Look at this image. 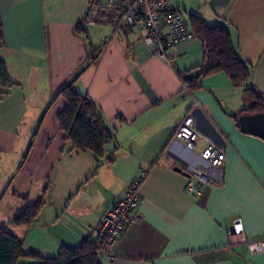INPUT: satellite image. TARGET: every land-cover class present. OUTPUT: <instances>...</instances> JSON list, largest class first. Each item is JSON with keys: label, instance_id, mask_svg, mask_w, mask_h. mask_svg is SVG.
<instances>
[{"label": "crops", "instance_id": "1", "mask_svg": "<svg viewBox=\"0 0 264 264\" xmlns=\"http://www.w3.org/2000/svg\"><path fill=\"white\" fill-rule=\"evenodd\" d=\"M120 2L0 0V59L18 84L0 85V205L15 204L13 218L45 201L36 220L10 232L27 254L85 250L96 242L92 231L104 213L145 170L142 219L126 227L112 259L97 258L100 264H264V252L228 240L236 218L251 239L264 238V140L238 123L252 105L245 88L264 96V0H173L189 25L198 15L228 26L252 70L247 85L233 84L221 70L202 76L205 50L197 37L170 48L166 59L157 57L144 41V24L127 26L119 16ZM84 16L86 28L94 24L91 34L76 31ZM74 78L75 90L97 105L113 136L100 160L73 149L58 127L62 97L31 144L45 109ZM189 115L224 149V167L202 162L204 144L191 150L176 137ZM193 169L209 179L196 194L188 190ZM17 263L37 264V258L21 256Z\"/></svg>", "mask_w": 264, "mask_h": 264}, {"label": "trees", "instance_id": "2", "mask_svg": "<svg viewBox=\"0 0 264 264\" xmlns=\"http://www.w3.org/2000/svg\"><path fill=\"white\" fill-rule=\"evenodd\" d=\"M94 2L95 0H91V4ZM120 3L118 13L122 17V0ZM87 22V16H84L77 23L76 31L80 34H86ZM125 24L127 25V23ZM190 26L194 36L199 38L204 44L205 63L202 66L201 75L204 76L221 70L229 76L233 84L247 85L252 70L239 56L228 26L225 23L209 25L198 15H191ZM3 42V23L0 14V46L3 45ZM100 50L96 49V53L93 51L89 64L96 61L99 56L97 52ZM81 73L82 71L77 74V77ZM76 78L64 85L47 106L43 117L39 121L37 130L32 136L31 144L33 145L34 139L39 133L42 119L53 102L62 97L65 99L66 105L57 114L58 127L66 134V139L73 143V149L90 151L97 160H100L104 155V147L113 140V136L104 127L97 105L87 95L79 93L73 87ZM0 85L9 88L18 85L10 78L7 66L1 59ZM245 93L252 102L247 113L264 112V96L250 86L245 88ZM44 205L45 201L39 199L34 204L26 205L17 211L8 225H0V264H18V258L21 256L29 257L30 259L37 258V264H100L97 260V242L89 243L90 245H87L85 250L62 247L59 253L52 257L40 256L33 252L24 253L23 240L10 232L9 228L11 226L31 224L32 221L37 219Z\"/></svg>", "mask_w": 264, "mask_h": 264}, {"label": "built area", "instance_id": "3", "mask_svg": "<svg viewBox=\"0 0 264 264\" xmlns=\"http://www.w3.org/2000/svg\"><path fill=\"white\" fill-rule=\"evenodd\" d=\"M121 16L128 26H138L139 22L144 24L147 31L143 37L144 41L161 59H166L167 51L176 44L195 37L188 20L173 4V0H122ZM176 137L183 140L191 150L204 144L200 152L202 162L217 168L224 167L226 161L224 149L196 129L193 116H186L182 120L177 128ZM190 174L188 190L192 194L199 193L201 186L208 183L209 179L206 173L199 169L191 170ZM147 175L148 172L142 170L93 229L98 259L103 257L112 259L116 243L126 227L142 219L138 209L142 199L141 186ZM228 240L232 246L245 245L252 254L264 252V238L251 239L246 234L240 218L233 220L228 231Z\"/></svg>", "mask_w": 264, "mask_h": 264}, {"label": "water", "instance_id": "4", "mask_svg": "<svg viewBox=\"0 0 264 264\" xmlns=\"http://www.w3.org/2000/svg\"><path fill=\"white\" fill-rule=\"evenodd\" d=\"M241 130L264 140V112L245 113L239 116ZM176 170L182 169L177 167Z\"/></svg>", "mask_w": 264, "mask_h": 264}, {"label": "rangeland", "instance_id": "5", "mask_svg": "<svg viewBox=\"0 0 264 264\" xmlns=\"http://www.w3.org/2000/svg\"><path fill=\"white\" fill-rule=\"evenodd\" d=\"M97 2H101V3L103 2V4H104V3H108L109 0H97ZM92 26H94V24L87 26L89 34H91V31H89V29ZM14 212H16V205L15 204L13 206L12 203H7V201H6L4 204L0 205V225H3V224L8 225L9 219L12 218L11 216Z\"/></svg>", "mask_w": 264, "mask_h": 264}]
</instances>
